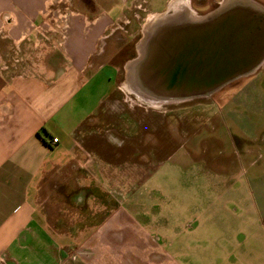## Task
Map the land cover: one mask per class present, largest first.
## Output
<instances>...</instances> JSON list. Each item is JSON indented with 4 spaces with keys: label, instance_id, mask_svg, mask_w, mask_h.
<instances>
[{
    "label": "crops",
    "instance_id": "1",
    "mask_svg": "<svg viewBox=\"0 0 264 264\" xmlns=\"http://www.w3.org/2000/svg\"><path fill=\"white\" fill-rule=\"evenodd\" d=\"M57 1L0 0V264H67L66 250L76 242V226L73 220L60 217L64 216L60 202L66 199L69 210L84 206L83 201L99 195L101 185L119 184L121 179L117 170L123 165L106 160L105 164L113 165H96V150L84 145L79 133L97 121L98 112L118 88L117 67L103 62V56L122 39L124 26L132 24L129 11L145 4L147 9L150 3L64 0L73 14L60 44L58 35L46 38L36 28L42 22L41 12ZM153 132H129L132 138L142 133L140 141L146 148L140 152L136 147L142 159L132 167L137 174L154 166L155 152H160L161 147L153 150ZM161 136L166 139L170 134L163 131ZM120 137L111 146L115 158L124 147ZM235 137L236 160H227L218 170L227 181L214 198H204V207L199 199L191 201L196 218H203L199 224L195 221L194 228L210 233L211 238V251H204L210 260L196 264H264V134L253 129ZM54 138L58 141L53 142ZM176 150L166 154L170 157ZM192 152L185 147L184 164L193 161ZM232 165L242 166L241 181L233 177ZM93 168L97 174L91 172ZM76 170H88V174H75ZM146 176L149 173L142 177ZM74 189L79 193L73 197ZM106 218L82 226L81 246L105 249L112 242L107 241ZM91 232L93 238L89 235L86 240L85 234ZM99 232L106 233L98 236ZM82 260L93 262L89 257Z\"/></svg>",
    "mask_w": 264,
    "mask_h": 264
},
{
    "label": "rangeland",
    "instance_id": "2",
    "mask_svg": "<svg viewBox=\"0 0 264 264\" xmlns=\"http://www.w3.org/2000/svg\"><path fill=\"white\" fill-rule=\"evenodd\" d=\"M148 1L149 8L143 9L145 4L129 11L127 17L132 24L124 26L122 39L103 56V62L117 67L118 88L98 112L97 121L86 124L82 128L85 133H79L80 141L96 150L93 153L96 165L110 166L105 164L106 160L120 163L123 167L117 170L121 177L119 184L101 185L103 191L101 189L99 195L83 201L84 206L69 210L67 206L71 205L66 199L60 202V209L64 212L60 217L73 220L76 226L73 233L76 242L66 250L67 260H70L67 264H86L82 260L85 257L91 258L92 264H174L180 260L196 264L198 260H210L204 253L205 250L211 251L210 233L194 228L195 221L199 224L203 218H196L191 201L199 199L201 207H204V198H214L218 187L227 181V176L218 173L227 160L237 158L233 151L237 134L253 129H261L264 134V62L252 73L234 79L207 95L149 100L145 90L130 89L127 65L138 55L142 30L151 15L175 12V5L181 4L185 10H180V13L200 18L240 0ZM243 1L264 8V0ZM150 8L156 12H149ZM134 129L155 130L153 150L161 147L160 152H155L154 166L142 168L139 174L134 168L132 170L142 160L136 147L140 152L146 148L140 141L142 133H138V138L129 136ZM163 131L170 134L167 141L161 136ZM88 132L92 134L88 135ZM120 135V139L125 141L122 159L115 158L111 147L117 142L116 136ZM183 146L193 151L192 162L184 164L183 161H187L183 154L185 147L177 148ZM169 150L176 151L169 157L166 154ZM97 170L93 168L91 172L97 174ZM108 170L113 171L111 168ZM230 170L234 178L242 180V166L232 165ZM87 172L76 170L75 174ZM148 173L150 176L142 177ZM101 179L105 180L104 177ZM109 180L114 181L113 178ZM77 193L78 189H74L73 197ZM114 212L119 216H113ZM51 213L50 219L54 223L56 212L52 209ZM105 217L109 230L107 241L112 242L105 249L81 246L82 226L95 225ZM188 224L192 227L189 228ZM91 234H85L86 240ZM118 237L122 238L118 241ZM205 240L208 241L206 245L203 243ZM100 256L106 260H99Z\"/></svg>",
    "mask_w": 264,
    "mask_h": 264
},
{
    "label": "water",
    "instance_id": "3",
    "mask_svg": "<svg viewBox=\"0 0 264 264\" xmlns=\"http://www.w3.org/2000/svg\"><path fill=\"white\" fill-rule=\"evenodd\" d=\"M148 21L127 80L152 99L211 94L264 62V8L249 1L200 18L175 11Z\"/></svg>",
    "mask_w": 264,
    "mask_h": 264
},
{
    "label": "built area",
    "instance_id": "4",
    "mask_svg": "<svg viewBox=\"0 0 264 264\" xmlns=\"http://www.w3.org/2000/svg\"><path fill=\"white\" fill-rule=\"evenodd\" d=\"M72 14L73 11L67 1L58 0L41 12L42 22L36 28L46 38L54 34L58 35L61 38L60 44H62L67 36L69 18ZM57 141L58 138L53 139V142Z\"/></svg>",
    "mask_w": 264,
    "mask_h": 264
},
{
    "label": "bare ground",
    "instance_id": "5",
    "mask_svg": "<svg viewBox=\"0 0 264 264\" xmlns=\"http://www.w3.org/2000/svg\"><path fill=\"white\" fill-rule=\"evenodd\" d=\"M183 9H184V7L181 6V4H180V5H175V10H176V12H180V10L183 11ZM158 15H159V14H153V15H151V16L149 17V19H148V20H149L148 23L151 22V21H153V19H154L156 16H158ZM130 89H131V90H134V89L131 88V87H130ZM144 97H145L146 99H148L146 96H144ZM150 99H152V98L149 97V100H150ZM152 100H153V99H152Z\"/></svg>",
    "mask_w": 264,
    "mask_h": 264
},
{
    "label": "flooded vegetation",
    "instance_id": "6",
    "mask_svg": "<svg viewBox=\"0 0 264 264\" xmlns=\"http://www.w3.org/2000/svg\"><path fill=\"white\" fill-rule=\"evenodd\" d=\"M185 10V8L183 9V11ZM181 12V11H180ZM231 82V81H230Z\"/></svg>",
    "mask_w": 264,
    "mask_h": 264
}]
</instances>
